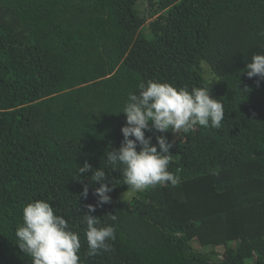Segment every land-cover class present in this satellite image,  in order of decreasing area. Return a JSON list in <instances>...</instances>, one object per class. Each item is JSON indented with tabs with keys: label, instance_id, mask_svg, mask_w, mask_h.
<instances>
[{
	"label": "trees",
	"instance_id": "trees-1",
	"mask_svg": "<svg viewBox=\"0 0 264 264\" xmlns=\"http://www.w3.org/2000/svg\"><path fill=\"white\" fill-rule=\"evenodd\" d=\"M255 54L264 0H0V264H31L14 233L35 200L79 234L80 264H264V80L244 73ZM149 80L209 87L221 127L146 132L173 142L180 182L125 199L106 170L111 202L88 213L99 184L78 166L98 170L120 147L119 113ZM86 214L115 227L113 251L86 255Z\"/></svg>",
	"mask_w": 264,
	"mask_h": 264
},
{
	"label": "clouds",
	"instance_id": "clouds-1",
	"mask_svg": "<svg viewBox=\"0 0 264 264\" xmlns=\"http://www.w3.org/2000/svg\"><path fill=\"white\" fill-rule=\"evenodd\" d=\"M247 77L264 80V54L253 55L246 64ZM138 93H129L119 114L126 117L121 128L123 141L116 150H108L105 162L94 170L87 162L78 166L77 176L92 172L89 184H99L92 193L97 197L96 206L88 205V213L96 207L111 202V193L118 181L106 175V170L119 171L130 195L157 185L176 186L179 178L169 165L173 155V142L165 135H156V144L148 133H190L198 126L219 129L225 117L222 101L210 97L209 87L177 88L169 83L147 81L138 85ZM139 148V151L137 150ZM108 181L107 183L105 181ZM111 185V186H110ZM89 195V186L81 193ZM115 223L116 214L107 215ZM86 255L95 257L111 252L110 241H115V227L101 226V219L86 214ZM16 246L31 258V264H80L81 242L79 234L70 230L64 216L56 214L45 200H35L22 209V223L16 228Z\"/></svg>",
	"mask_w": 264,
	"mask_h": 264
},
{
	"label": "rangeland",
	"instance_id": "rangeland-1",
	"mask_svg": "<svg viewBox=\"0 0 264 264\" xmlns=\"http://www.w3.org/2000/svg\"><path fill=\"white\" fill-rule=\"evenodd\" d=\"M140 11H142L143 12V14H145V15H147L148 14V7L147 6H142L141 8H140ZM151 21L149 20L148 21V23H147V25H146V27L142 30V33L144 34V37H149L150 36V32H149V23H150ZM137 195V193H135V194H129V193H126L123 197L125 198V199H132L133 197H135ZM191 245H192V247L194 248V249H196L197 251H201V248L198 246V244L196 243V242H193V243H191ZM203 251H206V253H208L209 252V250L210 249H202ZM223 251H224V249L223 248H217V249H215V252H217L219 255H221V254H223Z\"/></svg>",
	"mask_w": 264,
	"mask_h": 264
}]
</instances>
